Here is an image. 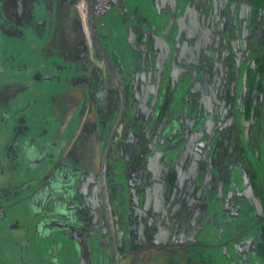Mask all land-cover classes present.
I'll list each match as a JSON object with an SVG mask.
<instances>
[{
	"label": "rangeland",
	"instance_id": "374dc122",
	"mask_svg": "<svg viewBox=\"0 0 264 264\" xmlns=\"http://www.w3.org/2000/svg\"><path fill=\"white\" fill-rule=\"evenodd\" d=\"M0 2V264H113L100 165L118 94L89 34L87 0ZM153 2L168 13L160 33L154 30L161 24L154 20L156 10L144 0L141 13L150 19L141 20L140 11L128 5L106 17L125 16L119 30L98 17L117 63L121 49L112 41L120 31L134 57L123 74L131 92L129 117L109 156L119 245L136 252L124 254L122 264L227 263L218 250L227 245L230 258L231 240L234 264H264V200L253 185L264 186V177L253 178L239 146L243 133L255 154L260 152L256 114L264 73L255 54L264 5L256 10V0ZM36 5L45 16L34 11ZM162 80L166 88L159 98ZM166 95L170 107L157 122ZM97 111L103 113L102 135ZM173 119L184 133L180 139V132L168 131ZM81 129L87 156L78 155V142L68 148ZM85 165L95 174L74 172ZM52 171L61 184L51 186L46 176ZM244 200L255 211L246 204L240 212ZM235 218L240 228L249 226L238 240ZM206 233L213 252L200 245ZM181 245L189 247L144 250Z\"/></svg>",
	"mask_w": 264,
	"mask_h": 264
},
{
	"label": "trees",
	"instance_id": "16d2710c",
	"mask_svg": "<svg viewBox=\"0 0 264 264\" xmlns=\"http://www.w3.org/2000/svg\"><path fill=\"white\" fill-rule=\"evenodd\" d=\"M139 1L141 2V0H131V2L130 3H134V7L133 8H131L130 9V11H134V12H139L140 11V13H141V5H143L142 3H140L141 5H139ZM154 0H147V1H145L144 0V2H147L149 5H151V7L153 8V10H154V12H155V10H156V18H154L153 16H152V18H154V20L155 19H157V22H161V24L160 25H158V23H157V25H158V27L155 25V28H154V30H156V33H160V31H161V29H164L163 27H164V23H166L165 21H166V16L168 15V13H166L164 10H163V12H161V10H157V8L155 7V4H154V2H153ZM1 3V2H0ZM256 10L257 9H259V7L260 6H263L264 5V0H256ZM130 7H131V4H130ZM129 7V8H130ZM39 6L38 5H36V8H35V12H40V13H42L44 16H45V14H46V11H45V9H43V10H39ZM73 11H74V9H73ZM112 11H114V10H112ZM111 11V12H112ZM129 12V11H128ZM69 14V13H68ZM141 17L142 18H140L141 20H143L144 21V19L145 18H148V15H146V14H144V13H141ZM114 16L117 18V16H118V19L119 20H117V21H115V22H113L112 24L114 25V27H120V28H122L123 27V23H124V20H125V16H119L116 12H115V14H114ZM113 16V17H114ZM148 19H150V18H148ZM153 20V19H152ZM164 21V22H163ZM105 22H107L108 23V20L105 18ZM155 24V23H154ZM166 25V24H165ZM96 27H97V31L99 32V34H100V37H101V39H102V42H103V44L105 45V47L107 48V51H108V53L110 54V57H111V59H112V61H113V63L115 64V67L117 68V70H118V72H119V74H120V76H121V78H122V80H123V83H124V85H125V88H126V92H127V106H128V104H129V101H130V98H131V92H130V86L127 84V82L124 80V77H123V74L126 72V71H128L129 70V68L131 67V63L133 62V60H134V57H132V53L133 52H130V50L128 49V41L124 38V37H122L123 36V33L120 31L119 33H118V36L117 37H115L114 38V40L112 41L113 43H114V45H115V47H117V48H120L121 49V51H119L118 49H116L117 50V53L119 54V56L121 57V63L120 64H118L117 63V61H116V57L113 55V52H114V47H112V46H110L108 43H106V42H104V39H103V33H102V27L100 26V22L98 21V20H96ZM119 29V28H118ZM1 36H4L2 33H0V40H1ZM6 37V36H5ZM28 38V37H27ZM30 38H31V36H30ZM44 38H46V40L44 41V43L46 42V41H48V38L47 37H44ZM38 40V39H37ZM36 40V41H37ZM26 41H27V39H26ZM42 45H43V43H42ZM41 45V46H42ZM122 49H124L123 51H122ZM263 49V58H261L260 56H259V54H258V49H256V60L260 63V72H262V73H264V47L262 48ZM112 50H113V52H112ZM168 58H172V53H171V50H170V52H169V57ZM25 59V58H24ZM61 61H63L62 60V58H61ZM69 63H71V64H73V66L75 65V63H72V62H69ZM123 65V66H122ZM105 66V65H104ZM64 67V66H63ZM62 68V67H61ZM74 68V67H73ZM107 71H108V69H107ZM108 73H109V75L111 76V74H110V72L108 71ZM44 75H45V73H44ZM264 75V74H263ZM55 78L57 77V73H55L54 75H53ZM53 76H51V77H53ZM70 77V76H69ZM111 78H112V76H111ZM49 79H51L52 80V78H49ZM104 78L102 77L101 79H100V81L101 82H104V80H103ZM112 80H113V78H112ZM45 81H50V80H45ZM61 81H62V78H61ZM60 81V82H61ZM249 81H251V80H249ZM113 82H114V80H113ZM115 83V82H114ZM102 84V83H101ZM94 85V84H93ZM115 86H116V84H115ZM95 89H93V90H95V91H97L98 92V90H96V88H99L98 87V85L97 84H95ZM139 88L141 87L140 85L138 86ZM165 88H166V81L165 80H162L161 81V83H160V89H161V91H160V93H159V95H158V97L159 98H161L162 96L161 95H163L162 94V92L163 91H165ZM73 89V88H72ZM83 89V88H82ZM82 89H80V91H82ZM117 89V88H116ZM84 90H87V89H83V91ZM261 91H262V93H263V99H262V106H261V110H260V112L258 113V114H256V118H258V121H260V145H259V154H255V152H254V150H255V148H251L249 145H248V143H247V141L244 139V134L242 133V131L240 132V134L242 133V137H241V142H240V144H239V146H240V150H241V152H244V154H245V156H246V158H247V164L250 166V169H251V172H252V174H253V178L256 180V179H262V177H264V167H263V169L262 168H254L253 166H255V167H258L259 166V164H261V162H262V164H264V79H263V84H262V86H261ZM117 94H118V112H119V108H120V98H119V92L117 91ZM160 100V99H159ZM170 107V99L168 98V95H166V100L164 101V104H163V106L160 108V111H158V114H157V122H159V121H161L162 120V117L167 113V110H168V108ZM250 101H248L247 102V104H246V114L248 115V113L250 112ZM128 109V108H127ZM97 120H98V130H99V133L102 135L103 134V129L105 128L104 127V120L101 118L102 117V111L101 112H99L98 113V111H97ZM99 114H100V116H99ZM117 116H118V114L116 113L115 115H114V118H113V120H112V123H111V125L108 127V129H107V134H106V139L104 140V145H103V147L105 146V143H106V140H107V138H108V135H109V132H110V130H111V128H112V126H113V124H114V122H115V120H116V118H117ZM128 117H129V112L126 110V113H125V117H124V120H123V123H126V120L128 119ZM179 127V125H178V121L176 120V119H173L172 121H171V123L168 125V131H172V130H174V131H178V132H180L181 134H179L178 135V139H180V138H182V137H184V133H182L181 132V130H180V128L179 129H177ZM106 129V128H105ZM242 130V129H241ZM167 131V130H166ZM118 136H119V132H117L116 133V136H115V140L118 138ZM176 138V139H177ZM114 140V141H115ZM113 145H114V143H113ZM113 145H112V148H113ZM55 148H56V145L54 146V148H52V151H51V154L50 155H47V156H45V157H49V156H52L53 155V152H55ZM112 148H111V151H112ZM103 150V149H102ZM111 151H110V154H111ZM102 154H103V151H102ZM57 155H58V153H57ZM56 155V156H57ZM110 156V155H109ZM31 162H32V160H31ZM109 163H110V159H108V168H107V179H108V185H109V187H111V185H110V182H109V176H110V174H109ZM57 176H54V179L52 180V181H54V182H52L51 181V186H53V185H57V182H59V181H57V180H60V178H56ZM43 181V180H42ZM41 181V182H42ZM100 181H101V178H100ZM257 181V180H256ZM61 182H65V181H61ZM60 183V182H59ZM61 184V183H60ZM253 185H254V187H256L257 188V191H258V194L261 196L260 198H262L263 200H264V186L261 184V182H253ZM61 186V185H60ZM111 200H112V205H113V207H114V202H113V199L111 198ZM245 202H244V204L242 205V207H241V210H240V212H242L243 210H245V205L246 204H250V202H246V200H244ZM216 203H218V205L220 206V200H219V198H218V200H217V202ZM263 203H264V201H263ZM251 205V207H252V209L255 211V209H254V207L252 206V204H250ZM264 205V204H263ZM264 207V206H263ZM215 208H216V205H215ZM115 211V210H114ZM217 212L218 213H220V207H219V209H217ZM244 212V211H243ZM115 214H116V211H115ZM259 216V219H260V215H258ZM247 217V216H246ZM264 217V216H263ZM262 217V218H263ZM261 218V219H262ZM238 218H235V219H233V231L235 230V229H237L239 232H241V231H243V230H247L248 228H249V226L248 225H243V227L242 228H240L238 225H237V220ZM264 220H261V222H263ZM260 222V223H261ZM38 227V226H37ZM241 231H240V230ZM37 230H38V228H37ZM236 233H233L231 236H234ZM230 236V237H231ZM238 237L236 238V239H234V240H238L240 237H243V236H245V232H242L241 234H239V235H237ZM202 237V239L203 240H201L202 242H201V246H203L205 249H203V250H206V252L208 251L209 252V250H211L212 252H213V249L214 248H211L208 244H213V243H211L210 241H211V239H210V237H212L211 235H210V233H206V234H204V235H202L201 236ZM232 238V237H231ZM206 239H207V241H206ZM213 239V238H212ZM225 241V240H224ZM217 242V244H220L221 242H219V241H216ZM231 243L229 244V246L228 247H230L229 248V250H230V258H228V257H226L225 256V251H224V248H225V246H227V245H222V244H220V248H221V250H218V251H221V252H223V259L224 260H226V261H228V262H230V264H234L235 262H236V260H238V256H237V253H236V250H235V247H234V245H235V243H236V241H230ZM97 245V244H96ZM75 247V246H74ZM96 247V246H95ZM217 249V248H216ZM219 249V248H218ZM228 249V248H227ZM120 250L122 251V248H121V246H120ZM93 251V250H92ZM215 251V250H214ZM74 252H76L75 251V248H73V246L71 245V250H70V253H71V256L73 257L74 256ZM97 252H98V250L96 249V248H94V251H93V253H92V255H93V257H94V260H95V258L97 259ZM214 254L213 253H211L210 254V256H213ZM218 256H221V255H218ZM197 258H207L206 257V255H204V256H198ZM121 259H122V257H121ZM217 259V257L215 256L214 258H213V261L214 260H216ZM227 262V263H228ZM227 263H225V262H222V263H219L218 261H215L214 262V264H227Z\"/></svg>",
	"mask_w": 264,
	"mask_h": 264
},
{
	"label": "water",
	"instance_id": "95a60500",
	"mask_svg": "<svg viewBox=\"0 0 264 264\" xmlns=\"http://www.w3.org/2000/svg\"><path fill=\"white\" fill-rule=\"evenodd\" d=\"M98 0H87V13H86V20L88 25L89 34L91 37V40L93 41V44L95 46V49L99 56L101 57L102 61L104 62L105 66L109 70L115 84L117 91L119 92V98H120V108L118 112V116L109 132L108 138L106 140L105 146L103 148V154L101 159V165H100V178H101V189H102V196L103 201L105 205V212L107 217V223H108V229H109V236L112 246V252H113V260L114 264H122L121 263V256L124 254L120 250L118 237H117V228H116V221H115V214L112 207L111 202V194L109 192V186H108V179H107V168H108V159L110 155V151L112 148V145L115 140L116 133L118 132L119 127L122 125L126 109H127V92L125 85L123 83V80L115 67V64L113 63L110 54L107 51V48L102 42V39L100 37L99 32L97 31L96 27V17H95V7ZM264 39V30L261 34L260 41L258 43V54L261 58H263V49H262V42ZM260 224V223H258ZM257 224V225H258ZM256 225V226H257ZM245 232V230L241 231ZM238 234V235H239ZM238 237V236H237ZM189 247L188 245H181V246H173V247H155L151 246L150 248L147 247L144 250L147 249H174V248H184ZM142 251V250H140ZM126 253L133 254L136 252H130L127 251Z\"/></svg>",
	"mask_w": 264,
	"mask_h": 264
},
{
	"label": "crops",
	"instance_id": "0c3cea01",
	"mask_svg": "<svg viewBox=\"0 0 264 264\" xmlns=\"http://www.w3.org/2000/svg\"><path fill=\"white\" fill-rule=\"evenodd\" d=\"M135 5H134V3L132 4L131 3V7H130V9L131 8H133ZM117 20H119L118 19V16H117V18L114 16V17H112V18H108V27L109 28H113V29H120V27H114V25L112 24L113 22H115V21H117ZM108 29V28H107ZM118 29V30H119ZM108 30H111V29H108ZM103 33V32H102ZM106 33H107V30H106ZM103 39H104V33H103ZM83 90V89H82ZM86 91V90H85ZM84 91V92H85ZM84 117V116H83ZM83 121L85 122V123H83ZM85 124H86V118L84 117L83 119H82V121H81V126L82 127H85ZM80 126V125H79ZM80 131H82V132H80ZM75 132V131H74ZM79 136L78 137H74V139H71V143H70V146L68 147L70 150H73V148H74V144L75 143H77L78 142V149H77V152H78V155H86L87 156V154H86V152H84V148H83V146H84V143L81 141L82 139V135H84L83 133H86V129H81V130H79ZM73 137V136H72ZM72 140H73V142H72ZM103 148V147H102ZM35 160H37V159H35ZM32 162H33V160H32ZM88 166V165H87ZM86 165L83 167V166H80V167H77V168H75V169H73L74 170V172H78L77 171V169L79 170V172H82L83 171V173L85 172V177L87 178L88 177V170H90V167H87ZM92 168V167H91ZM55 171V170H54ZM54 171H52L48 176H46L47 178H49L50 180L49 181H52L53 179H54V176H56V175H54ZM95 172V171H94ZM92 170H90V175H92V174H95ZM81 177H84L83 175H81ZM56 178H59L58 176L56 177ZM98 179H99V177H98ZM44 181V180H43ZM52 182H54V181H52ZM39 191H41L40 190V188H39ZM48 193L50 194V192L48 191ZM50 195H52V194H50ZM33 196V195H32ZM38 196H41L42 198H43V194L42 195H38ZM117 213V212H116ZM118 218H119V215H118ZM1 221V220H0ZM45 236H51V234H49V233H46V235Z\"/></svg>",
	"mask_w": 264,
	"mask_h": 264
},
{
	"label": "built area",
	"instance_id": "2783aa9c",
	"mask_svg": "<svg viewBox=\"0 0 264 264\" xmlns=\"http://www.w3.org/2000/svg\"><path fill=\"white\" fill-rule=\"evenodd\" d=\"M130 2L131 0H98L95 7L96 18L104 17L113 9L127 6Z\"/></svg>",
	"mask_w": 264,
	"mask_h": 264
},
{
	"label": "flooded vegetation",
	"instance_id": "af4514ba",
	"mask_svg": "<svg viewBox=\"0 0 264 264\" xmlns=\"http://www.w3.org/2000/svg\"><path fill=\"white\" fill-rule=\"evenodd\" d=\"M264 40V39H263ZM105 221H106V229H107V232H108V235H109V229H108V223H107V217L105 216ZM115 221H116V228H117V235L119 236V234H118V222H117V217H116V214H115ZM60 233V232H59ZM62 234V233H61ZM72 236V235H71ZM118 240H119V238H118ZM119 242H120V240H119ZM110 243H111V241H110ZM119 247H120V245H119ZM111 248H112V246H111ZM112 252V251H111ZM122 252H124V254H129V253H126L127 251L126 250H123L122 249ZM131 252V251H130ZM123 254V255H124ZM123 255L121 256L122 258H123ZM113 256V255H112ZM122 259H121V263H122ZM113 264H114V260H113V262H112Z\"/></svg>",
	"mask_w": 264,
	"mask_h": 264
},
{
	"label": "clouds",
	"instance_id": "9594fccd",
	"mask_svg": "<svg viewBox=\"0 0 264 264\" xmlns=\"http://www.w3.org/2000/svg\"><path fill=\"white\" fill-rule=\"evenodd\" d=\"M130 4L131 3H129L128 4V10H129V7H130ZM114 11H115V9H113ZM111 12V11H110ZM110 12H108V13H110ZM108 13L103 17V19H105L106 17H107V15H108ZM95 17H96V15H95ZM96 20H98V18H96ZM109 71V70H108ZM128 107V106H127ZM127 110V109H126ZM123 124V123H122ZM120 128V127H119ZM119 130V129H118ZM104 148V147H103ZM102 190V189H101ZM111 202H112V200H111ZM112 207H113V205H112ZM113 210H115L114 209V207H113ZM105 214V216H106V212L104 213ZM114 214H115V211H114ZM117 237H118V235H117ZM109 239H110V236H109ZM118 242H119V240H118ZM112 251V250H111ZM111 254L113 255V252H111ZM111 260H112V262H113V256L111 257Z\"/></svg>",
	"mask_w": 264,
	"mask_h": 264
}]
</instances>
